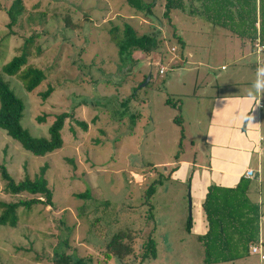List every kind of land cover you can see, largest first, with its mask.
<instances>
[{"label":"rangeland","instance_id":"1","mask_svg":"<svg viewBox=\"0 0 264 264\" xmlns=\"http://www.w3.org/2000/svg\"><path fill=\"white\" fill-rule=\"evenodd\" d=\"M12 1L0 0V69L35 34L25 67L44 74L36 90L26 93L17 77L0 71L23 102L21 127L46 137L55 115L70 116L60 131L61 148L42 157L0 130V164L12 179H32L45 166L52 193L51 207L18 209L16 227H0V264H53L55 254L72 260L87 256L90 264H202L203 248L196 240L202 212L195 182L188 179L194 176L191 164L206 160L211 151L203 143L210 97L256 95L255 67L264 66V52L256 56L251 45L238 47L231 33L188 16V9L163 19V0L153 1L149 17L125 0H19L20 17L7 28ZM190 4L195 11L198 3ZM123 24L138 35L155 33L156 51L118 56ZM48 87L52 93L43 101L39 94ZM120 102L128 105L125 113ZM249 183L255 192L261 188L255 179ZM83 192L81 199L77 195ZM29 198L6 194L0 179V202ZM128 229L140 236L152 233L155 258L104 262L101 249ZM238 230L228 236L223 252L238 260L223 264H257L244 246L243 229Z\"/></svg>","mask_w":264,"mask_h":264},{"label":"trees","instance_id":"2","mask_svg":"<svg viewBox=\"0 0 264 264\" xmlns=\"http://www.w3.org/2000/svg\"><path fill=\"white\" fill-rule=\"evenodd\" d=\"M153 1L125 0V3L130 9L149 17L155 5ZM191 2L198 3L195 11L191 7ZM17 6H19V0H13L6 10L9 19L7 28L15 25L20 17L21 10ZM185 11L188 16L195 14L194 16L200 17L202 21H207L231 33L241 46L251 45L252 52L255 40L264 46V0H163L161 17L169 20L170 16L185 13ZM65 25L69 26L68 19L65 20ZM119 35L121 37L116 42L118 56L129 57L135 52L148 55L156 51L155 33L138 35L130 25L123 24ZM37 37L33 34L26 38L19 55L12 57L0 69L2 75L17 77L26 93H32L44 81V74L41 70L25 67L30 57V48ZM51 93L52 89L48 87L39 96L44 101ZM119 109L125 113L128 110L127 103L120 102ZM23 111L24 105L21 99L14 95L7 82L0 79V130L11 140L17 142L24 151L36 157H42L60 149L62 146L60 131L70 114L63 112L55 115L46 130V137H34L21 127ZM129 117L132 119L134 115H129ZM76 124L85 130L84 123L76 122ZM44 172L45 166L40 168L38 175L34 178L30 179L25 176L22 180L15 182L6 168L0 164V179L4 183V192L11 196L24 194L31 197L15 203L0 202V227L15 228L18 209L29 211L37 205L51 207L52 193L44 178ZM247 187L248 183L240 180L234 189L219 190L215 186L207 188L202 203L207 231L198 239L203 247V264L236 259L237 255L223 256V252L229 246L228 236L231 237L233 232L237 235L238 229H243L241 235L247 251L249 246L255 245L253 236L256 231L257 215L254 208L249 210L245 198ZM85 195L86 192H83L77 196L82 199L86 197ZM190 228L191 220L188 219L185 223V231L188 233ZM137 239L139 244L135 247ZM101 254L104 262L112 259L118 262L137 259L139 263L144 260H153L156 252L152 233L148 232L140 236L137 231L129 229L118 231L101 249ZM55 257L53 264H90L87 256L74 260L65 254H55Z\"/></svg>","mask_w":264,"mask_h":264},{"label":"crops","instance_id":"3","mask_svg":"<svg viewBox=\"0 0 264 264\" xmlns=\"http://www.w3.org/2000/svg\"><path fill=\"white\" fill-rule=\"evenodd\" d=\"M224 34L229 38L226 32ZM238 47L243 46L238 44ZM222 68L223 66L220 67L221 70ZM210 99L211 119L205 129L203 143H207L211 151L206 160L191 164L195 169L194 176L188 179V182H195V192L202 212V231L196 234V240L202 246L198 239L207 231L202 211L207 188L215 186L219 190L234 189L240 180H244L248 183L245 198L249 210L254 208L259 219L253 238L256 243L260 242L264 256V99L260 100L259 106L253 105L254 101L250 96H211ZM248 113L254 117L253 121L243 120ZM246 170L252 171L248 180L243 178ZM251 179L257 180L261 186L257 192L254 191V185L249 183ZM234 260H238V257ZM255 260L257 264H264V259L259 260L256 256Z\"/></svg>","mask_w":264,"mask_h":264},{"label":"clouds","instance_id":"4","mask_svg":"<svg viewBox=\"0 0 264 264\" xmlns=\"http://www.w3.org/2000/svg\"><path fill=\"white\" fill-rule=\"evenodd\" d=\"M257 78L254 81L252 88L255 89L256 95H253L252 92L249 93V96L253 99L254 104L259 106L260 100L264 99V66H260L256 70ZM254 117L249 113L243 117L245 121H253Z\"/></svg>","mask_w":264,"mask_h":264},{"label":"built area","instance_id":"5","mask_svg":"<svg viewBox=\"0 0 264 264\" xmlns=\"http://www.w3.org/2000/svg\"><path fill=\"white\" fill-rule=\"evenodd\" d=\"M253 48H254V53L255 54H258V53H261V52H264V46L260 45L258 40H255L254 43H253ZM170 52H173V49L171 48L170 49ZM163 68L162 67H159L158 68V74H163ZM252 176V171L251 170H246L243 174V178L248 180L250 179ZM261 244L260 242L258 241V243H256L255 245H251L249 246L248 248V251L251 255H255L258 257L259 260H263L264 259V256L262 255V252H261Z\"/></svg>","mask_w":264,"mask_h":264},{"label":"water","instance_id":"6","mask_svg":"<svg viewBox=\"0 0 264 264\" xmlns=\"http://www.w3.org/2000/svg\"><path fill=\"white\" fill-rule=\"evenodd\" d=\"M147 81V80H146ZM188 209H189V216H190V200H189V198H188ZM189 219H190V217H189Z\"/></svg>","mask_w":264,"mask_h":264}]
</instances>
